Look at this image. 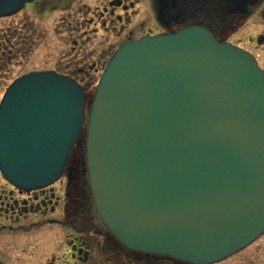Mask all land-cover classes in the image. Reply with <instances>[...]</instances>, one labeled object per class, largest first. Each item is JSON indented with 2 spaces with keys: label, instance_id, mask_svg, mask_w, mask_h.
Listing matches in <instances>:
<instances>
[{
  "label": "water",
  "instance_id": "95a60500",
  "mask_svg": "<svg viewBox=\"0 0 264 264\" xmlns=\"http://www.w3.org/2000/svg\"><path fill=\"white\" fill-rule=\"evenodd\" d=\"M33 0H0V18ZM86 96L53 71L16 78L0 101V173L56 182ZM85 165L96 213L123 247L215 264L264 233V70L202 26L124 42L96 86Z\"/></svg>",
  "mask_w": 264,
  "mask_h": 264
},
{
  "label": "flooded vegetation",
  "instance_id": "af4514ba",
  "mask_svg": "<svg viewBox=\"0 0 264 264\" xmlns=\"http://www.w3.org/2000/svg\"><path fill=\"white\" fill-rule=\"evenodd\" d=\"M37 1L25 4L23 9L29 7L33 11ZM148 2L156 25L142 31L138 36H133L132 31L128 32L120 44L144 36L174 33L188 26L199 25L209 29L220 42L231 43L252 54L259 67L264 70L257 53L264 49V0H148ZM134 4L133 1L126 0L107 1L98 16L99 22L102 21L101 27L106 29L107 22L121 21L119 15L115 16V10L122 9L126 12ZM258 6H260L258 24L263 27L262 31L253 38L249 37L246 41L247 46L231 41L230 37L251 17L253 9ZM78 45L76 40L73 41L72 50L81 51L82 47L78 48ZM112 46L113 44L105 48L101 46L95 55H92L91 51H85L83 55L88 54L91 59L84 56L83 59L79 58V61L61 60L57 64L59 66L55 68L31 71H53L68 76L85 92L84 83L89 81L91 74L103 71L114 52H111ZM61 180H64V192L57 196L50 186L27 191L2 180L0 223L3 224H0V233L8 231L10 233L8 236L13 235L12 237L22 234L21 239L13 240L14 246L10 248L13 260L10 263L129 264L130 255H134L148 264H183L166 256L146 255L127 250L113 239L101 223L99 225L97 215V218H91L82 210V198H85L82 193L85 192L88 181L80 143L71 151ZM51 225L60 226V229L52 234L58 236L55 239L56 245L50 244ZM3 251L0 250V264H8Z\"/></svg>",
  "mask_w": 264,
  "mask_h": 264
},
{
  "label": "rangeland",
  "instance_id": "374dc122",
  "mask_svg": "<svg viewBox=\"0 0 264 264\" xmlns=\"http://www.w3.org/2000/svg\"><path fill=\"white\" fill-rule=\"evenodd\" d=\"M107 1L109 0H38L33 6V11L27 7L14 16L0 18V99L7 86L22 74L31 70L55 68L61 60L79 61V58L83 59L84 56L90 57L88 54L83 55L85 51H91L92 55H95L101 46L105 48L113 44L112 52L128 32L132 31L133 36H138L142 31L156 25L148 0H126L133 1L134 6L126 12L122 9L115 10V16L119 15L121 21L107 22L104 29L98 16ZM41 3L43 5H40ZM259 11L260 6L253 9L251 17L230 37L231 41L247 46V39L262 31L263 27L258 24ZM75 40L79 43L78 48L82 47L81 51L72 50ZM257 53L264 67V49ZM100 74H91L89 81L84 83L87 103L84 125L78 138L82 150L90 103ZM2 180L0 176V184ZM50 187L55 196L62 195L64 180L60 179ZM82 196L85 197L82 198V210L91 218H97L87 185ZM97 221L100 225L98 219ZM50 229V244L56 245L55 239L58 236L52 234L57 232L60 226L51 225ZM34 231L37 232L36 229ZM9 234L8 231L0 233V250H9L3 251L6 261L8 264H14L10 263L13 260L10 248L14 246L13 240L21 239L22 234H18V237L8 236ZM144 262L146 261L130 255L129 264H148ZM217 264H264V234L244 250Z\"/></svg>",
  "mask_w": 264,
  "mask_h": 264
},
{
  "label": "bare ground",
  "instance_id": "6f19581e",
  "mask_svg": "<svg viewBox=\"0 0 264 264\" xmlns=\"http://www.w3.org/2000/svg\"><path fill=\"white\" fill-rule=\"evenodd\" d=\"M71 151V150H70Z\"/></svg>",
  "mask_w": 264,
  "mask_h": 264
}]
</instances>
